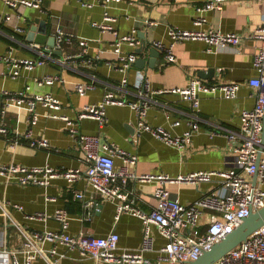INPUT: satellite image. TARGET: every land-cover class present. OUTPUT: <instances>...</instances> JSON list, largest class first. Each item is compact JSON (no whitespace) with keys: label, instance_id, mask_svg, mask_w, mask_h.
<instances>
[{"label":"crops","instance_id":"crops-1","mask_svg":"<svg viewBox=\"0 0 264 264\" xmlns=\"http://www.w3.org/2000/svg\"><path fill=\"white\" fill-rule=\"evenodd\" d=\"M31 1L37 3L13 7L6 0H0V120L7 128L6 134L0 133L1 162L85 168L82 151L69 134L68 127L53 115L64 114L77 122L80 132L98 135L102 142L108 140L137 155L136 163L127 166L137 173L173 176L237 167L232 162L225 131L239 129L241 111L255 104L258 89L251 79L257 74L253 66L257 42L249 35L263 23L264 0H225L221 9L203 12L198 8L204 0H87L90 4H83L81 0ZM106 14L112 17L107 20L111 29L98 25L104 22ZM200 14L205 20L196 24L195 18ZM171 27L221 29L240 33L244 39L237 45L228 46L211 45L196 38L173 41L169 34ZM57 29L71 34L72 39L57 45ZM124 35H133L136 42L120 41L118 52L115 43ZM39 37L43 40H37ZM81 39L86 43L82 44ZM153 41L171 46L175 61L167 60L164 51ZM41 48L48 54L44 56V63L32 68L21 67L18 74L13 75V63L40 57ZM152 48L159 53L153 55ZM132 53L135 59L123 66L120 57L127 58ZM88 58L93 61L90 63ZM139 59L143 62H137ZM49 74L59 75L62 80L53 83L40 81ZM141 75L148 77L150 90L183 87L193 76L208 83L236 81L240 87L235 97H226L220 90L200 92L197 110L189 99L178 93H152L150 106L143 118L151 126L162 125L172 134H182L198 117L199 128L179 147L159 139L148 129H138V114L128 101L138 98L136 82ZM123 79L127 80L125 84ZM83 80L93 81L94 85L80 94L74 90V84ZM5 91L49 93L59 100L61 106L55 109L38 103L35 109L37 120L32 123L33 112L25 103L8 104L5 112L1 113ZM107 91L124 97L127 102L106 104L104 120L92 117L77 120L78 112L85 105L101 101ZM40 137L46 138L49 145H30L32 138ZM124 164L121 157H115V167ZM157 185L156 180L128 178L122 188L134 205L150 210L157 201L154 194ZM165 186L182 203H191L201 195L223 189L218 177L199 183L166 182ZM74 189L83 192L84 199L75 197ZM88 199L97 202L98 208L93 207L91 213L83 205V201ZM0 201L23 206L22 210L10 206L8 209L14 220L26 229L58 230L60 224L52 214L61 207L72 215L66 231L73 235L83 232L104 236L116 231L119 250L137 249L142 240L141 218L127 212L116 217L121 200L118 197L104 198L84 179L71 184L58 176L48 186H40L6 183L0 175ZM36 211L46 212L49 216L47 219H35L25 215ZM4 221L0 208V225ZM209 221L210 213L204 211L200 220L201 230ZM8 229L12 231L14 227L8 225ZM151 232L155 248L166 242V237L153 225ZM11 244L20 247L17 239H13ZM52 245L50 241L44 244L45 248ZM57 253L56 256L62 255L59 264H94L93 259L65 244L57 245ZM143 256L154 261L156 252L145 251ZM33 264L47 263L38 257Z\"/></svg>","mask_w":264,"mask_h":264},{"label":"built area","instance_id":"built-area-1","mask_svg":"<svg viewBox=\"0 0 264 264\" xmlns=\"http://www.w3.org/2000/svg\"><path fill=\"white\" fill-rule=\"evenodd\" d=\"M11 6L19 4L30 5L37 3L31 0H6ZM83 4H90L87 0H81ZM225 0H204L198 11L221 9ZM112 19L108 14L104 17V22L99 23L103 29H111L107 20ZM205 20L198 15L195 23L200 24ZM113 31V30H112ZM170 37L173 41L196 38L203 39L209 44L218 46L237 45L244 36L237 32L222 31L221 29H181L171 27ZM57 45L64 41H70L72 35L62 29H57L55 33ZM256 40L257 45L253 58V66L257 74L251 79V83L257 87L255 104L250 109L241 111V124L237 130L228 129L225 135L230 143L232 162L240 171L233 168L193 171L169 175L166 173H137L135 170L127 168L129 164H135L137 155L128 152L110 141H103L98 135L86 134L79 131L77 122L71 120L64 114H53L64 121L68 127L69 134L75 140L77 146L82 151L86 161L85 168L73 167H53L49 164L25 166L19 163H3L0 161V175L5 182H15L21 185L48 186L54 177H64L69 183L84 179L96 192L104 198L114 199L118 197L121 201L117 205V215L122 212L137 215L142 220L143 234L140 245L137 249L119 250V234L111 231L107 235L97 236L91 233L73 235L66 231L72 220V215L65 208H57L52 216L59 224L60 228L53 229H26L10 215L8 206L22 210L23 206L18 203L8 204L0 201L1 213L4 215V223L0 225V264H33L39 257L43 258L47 264H59L62 256L57 253V245L65 244L70 248H76L81 255L90 257L94 264H187L198 258L203 251L211 248L225 234L231 232L245 216L251 211H255L264 205V141L263 116H264V20L261 25L249 35ZM126 40L136 42L133 35L119 37L116 44V51L119 50L120 41ZM81 43L86 41L81 39ZM153 44L164 51L165 57L169 61H175L176 57L171 46L167 47L160 41H153ZM39 47V46H38ZM40 57L20 59L13 63V75L18 74L21 67L32 68L45 62L47 56L45 49H39ZM1 58V57H0ZM6 60L8 58L2 57ZM123 66H127L135 59V55L129 54L120 57ZM90 63L93 59H87ZM59 75L49 74L41 78L40 81L47 83L60 82ZM126 79L122 83L125 84ZM138 98L128 101L132 105L139 117L138 129H148L159 139L168 144L183 146L191 134L199 128L197 118L191 121L190 129L182 134H172L162 125L151 126L143 118L150 106L151 94L162 91H171L182 95L191 101L192 107L197 110L199 107V93L206 91L220 90L226 97H235L240 87L239 82L208 83L198 76L189 79L186 86L172 87L169 89H152L149 87V79L141 75L137 79ZM94 85L93 81H79L74 84V90L84 94ZM3 107L1 113L5 112L8 104L21 105L25 103L33 112L32 123L37 120L38 113L36 105H43L59 109L60 102L52 94L4 92L2 99ZM124 97L116 96L112 91H107L103 99L97 103L87 104L77 114V120L84 117H92L100 120L105 118V105L108 103H125ZM0 133H7V128L0 120ZM17 139H14V143ZM30 145L35 147L48 146L46 138H32ZM121 157L125 164L119 168L115 167V157ZM213 177H218L223 189L201 195L191 203H182L178 197L170 194L166 188V182H186L199 183L209 181ZM128 178L139 180H156L158 185L154 194L157 197L156 204L150 210H144L134 205L128 198V193L123 190V184ZM75 197L84 199V194L78 189H74ZM53 199V197L47 196ZM85 209L91 213L93 207L97 209V202L93 199L83 201ZM204 211L210 213V221L204 230H201V215ZM29 218L47 219L48 214L36 211L25 214ZM8 225H12L14 230H9ZM155 226L158 231L166 237V242L158 248L153 246V235L151 227ZM13 239L20 242V247L11 244ZM50 241L53 245L45 248L44 244ZM145 251H155L154 261L143 256ZM22 256V259L20 258ZM214 264H264V224L247 236L237 246L230 249L221 256Z\"/></svg>","mask_w":264,"mask_h":264},{"label":"water","instance_id":"water-1","mask_svg":"<svg viewBox=\"0 0 264 264\" xmlns=\"http://www.w3.org/2000/svg\"><path fill=\"white\" fill-rule=\"evenodd\" d=\"M37 40L41 41L43 38L39 37ZM151 52L153 55L159 53V51L155 48H152ZM137 62L142 63L143 59H139ZM262 136L264 141V116ZM238 169V167L235 168V170ZM263 224L264 205L255 211H251L231 232L225 234L216 243H214L211 248L203 251L198 258L189 261L187 264H214L221 256L237 246L240 242L246 239L248 235Z\"/></svg>","mask_w":264,"mask_h":264}]
</instances>
